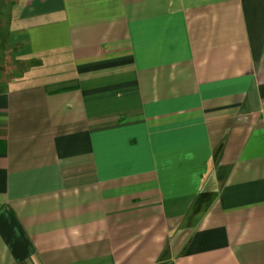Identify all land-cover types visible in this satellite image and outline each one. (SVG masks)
I'll return each instance as SVG.
<instances>
[{"label":"crops","instance_id":"0c3cea01","mask_svg":"<svg viewBox=\"0 0 264 264\" xmlns=\"http://www.w3.org/2000/svg\"><path fill=\"white\" fill-rule=\"evenodd\" d=\"M25 11L0 264H264V0Z\"/></svg>","mask_w":264,"mask_h":264},{"label":"rangeland","instance_id":"374dc122","mask_svg":"<svg viewBox=\"0 0 264 264\" xmlns=\"http://www.w3.org/2000/svg\"><path fill=\"white\" fill-rule=\"evenodd\" d=\"M31 1L0 0V79L8 80L15 73L19 52L15 40L25 29L23 21L29 14L25 9Z\"/></svg>","mask_w":264,"mask_h":264}]
</instances>
